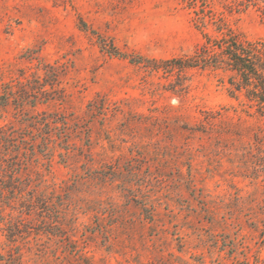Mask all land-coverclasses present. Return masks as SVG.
<instances>
[{
	"label": "rangeland",
	"instance_id": "374dc122",
	"mask_svg": "<svg viewBox=\"0 0 264 264\" xmlns=\"http://www.w3.org/2000/svg\"><path fill=\"white\" fill-rule=\"evenodd\" d=\"M227 31L264 59V0H0V264H264Z\"/></svg>",
	"mask_w": 264,
	"mask_h": 264
},
{
	"label": "trees",
	"instance_id": "16d2710c",
	"mask_svg": "<svg viewBox=\"0 0 264 264\" xmlns=\"http://www.w3.org/2000/svg\"><path fill=\"white\" fill-rule=\"evenodd\" d=\"M203 36L209 41L206 34ZM214 42L216 43L214 46L218 48L223 59V64L235 74V81L230 83L231 86L235 91L243 92L244 96L264 113V59L231 31L223 33L218 41ZM110 50L111 55L120 56L115 47ZM207 60L200 63L197 58L191 56L167 60L152 59L149 63L154 71L164 70L166 73H173L184 72L201 64L206 66ZM0 106H5L4 97H0Z\"/></svg>",
	"mask_w": 264,
	"mask_h": 264
}]
</instances>
